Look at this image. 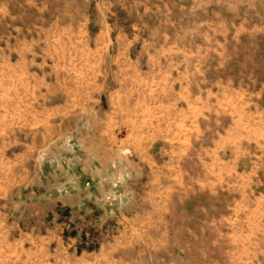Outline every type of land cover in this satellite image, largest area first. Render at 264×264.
Masks as SVG:
<instances>
[{
  "label": "rangeland",
  "instance_id": "rangeland-1",
  "mask_svg": "<svg viewBox=\"0 0 264 264\" xmlns=\"http://www.w3.org/2000/svg\"><path fill=\"white\" fill-rule=\"evenodd\" d=\"M91 51L187 76L181 150ZM0 264H264V0H0Z\"/></svg>",
  "mask_w": 264,
  "mask_h": 264
},
{
  "label": "crops",
  "instance_id": "crops-1",
  "mask_svg": "<svg viewBox=\"0 0 264 264\" xmlns=\"http://www.w3.org/2000/svg\"><path fill=\"white\" fill-rule=\"evenodd\" d=\"M91 54L105 59L111 55L112 61L98 62L100 66L106 64L104 68L110 67V70L85 73L83 78L75 80L100 85L101 97H106L107 105L117 107L116 120L125 122L128 129L133 132L145 128L153 130L156 139H170L172 152L181 150L178 141L182 138V123L188 121L190 105L187 76L181 71L177 75L171 73V67L163 63L143 66L137 60L138 52L134 51H91ZM146 122L149 125L146 126Z\"/></svg>",
  "mask_w": 264,
  "mask_h": 264
}]
</instances>
